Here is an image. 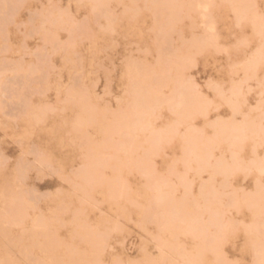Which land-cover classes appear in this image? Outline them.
<instances>
[{
	"label": "rangeland",
	"instance_id": "rangeland-1",
	"mask_svg": "<svg viewBox=\"0 0 264 264\" xmlns=\"http://www.w3.org/2000/svg\"><path fill=\"white\" fill-rule=\"evenodd\" d=\"M163 1L0 0V264H39L47 238L57 243L58 264L71 260L74 248L92 262L94 238L105 243L101 264L137 262L143 249L157 260L159 238L174 237L153 216L154 184L166 183L192 217L197 203H212L202 184L228 194L254 191L255 172L213 176L184 159L189 141L216 143L221 125H264V0H245V18L228 0L206 13L194 5L206 0H178L175 11ZM208 18L216 31L207 30ZM138 83L162 85L166 100L184 91L195 109L181 118L169 104L159 106L151 120L166 137L153 155L150 130L137 133L132 155L117 149L124 138L114 129L133 113ZM251 155L248 141L241 157L249 162ZM222 158L231 161L226 142L216 144L212 163ZM86 164L93 177H82ZM227 219L235 222L224 244L228 261L254 264L255 235L246 228L255 218L242 208ZM174 234L180 245L195 246L192 236Z\"/></svg>",
	"mask_w": 264,
	"mask_h": 264
},
{
	"label": "bare ground",
	"instance_id": "bare-ground-1",
	"mask_svg": "<svg viewBox=\"0 0 264 264\" xmlns=\"http://www.w3.org/2000/svg\"><path fill=\"white\" fill-rule=\"evenodd\" d=\"M215 1L216 0H206V2H197L194 5L196 6V8L201 9L202 12L206 13L207 11L210 10L211 7L214 6ZM244 1L245 0H228V2L230 3L229 5H231L233 7L234 13H238V17H241V18H245V16H247L248 9H249L248 7L240 9V6L244 3ZM176 2H179V1L178 0H164L162 6L164 7V9H167L170 11H173V10L175 11L176 7L174 8L173 4ZM180 9H181V7L178 6V10H180ZM239 10H241V12L243 11V13H241V15L239 14ZM225 14L226 13H224V15ZM203 16H204L203 17L204 19L207 18L206 14H203ZM251 18H252V16H251ZM221 19H223V18H221ZM204 23H205L208 31H210V32L216 31L215 30L216 29L215 24L211 19H209V18L206 19V21ZM254 25L259 30V32H260V29L264 27V24H263L261 26V28H259L260 24L256 20L254 21ZM241 38H242V36H241ZM243 38H245V37H243ZM224 45H225V42H224ZM230 48H232V47H230ZM258 60H260V58H258ZM168 71H169V69H168ZM128 77H131V75L130 76L128 75ZM131 81H133V80H131ZM133 84H134V81H133ZM139 84L140 83H138V85L135 84V85H137V87L135 88L136 90L134 91V104H133L134 105V107H133L134 111H133V113L126 116V117L124 116L125 118L123 117L124 119L122 120V123L117 124L115 126V129H114V131L116 133L120 134V136L122 135V137L124 138L123 142L121 143V145L117 149H118V151L124 152L125 155L126 154L132 155V152L134 151V148H135L134 147L135 137L137 136L138 132H143V131H148V130L151 131V140L150 141H151L152 150H153L151 153L152 155L155 153L157 147L161 144V142L165 139L166 135L156 131L153 127L154 124L151 120V118L154 117L156 110L159 108L160 105L163 106V104H169L171 106L170 108L175 110V112H177L181 118L190 117L193 114V111L195 110V109H193V110L191 109V106H192L191 101L192 100L189 98V96L184 91L179 90L173 98H171V99L168 98V100H166L163 98L162 93H161L162 88H163L162 85L157 84L155 86H151L147 90V89H144L143 87L139 86ZM193 88L196 92V95L194 97H199L197 87L195 85H193ZM186 91H187V88H186ZM188 91H190V90H188ZM237 93H239V92L237 91ZM232 109L234 110V108H232ZM79 118H80V119H78L79 126H81L82 124L84 126L85 119H83L81 117V115ZM27 122H28V120H27ZM32 124H33V122H32ZM87 124H88V121H87ZM26 128L27 127H25L24 130H27ZM29 128H33V127H31V123L28 125V133H29V131L33 130V129L29 130ZM84 130H86V129H84ZM215 131H216V129H215ZM23 133H26V132H23ZM28 133H26V134L28 135ZM20 135H22V134H19V136ZM30 135H32V133ZM23 136L25 137V135H23ZM217 136H218L217 142L216 143L214 142V143H211L208 145L203 140L189 141L188 147L186 148V152H185V155H186V157L184 159L185 165L190 168L192 163L196 162L199 165L200 173L203 171H207L208 169H211L213 171V176H214V174H221V175L223 174V176H225V175L231 176V175H236L238 173H243V174L247 175V174H250L252 172H255L257 174V177L255 178V183H254L255 189H254V191L253 192H250V191L246 192L244 189L234 188L232 190V192H230L228 194L225 191H217L214 188V186H209L208 184H202L200 186V193H201L202 197H204L206 199V202L207 201L209 202L210 200L208 197L210 196L212 203H210V205H208V206H204V208H201L200 205L197 203L198 214H196L194 217H192L190 215L188 209L183 204H179L175 201V199L172 196L173 192H172V194L169 193L170 191L168 193L165 192V189L168 187V185L166 183L161 182V183L154 184L153 187L157 191V194L154 198L155 212H154L153 216L159 221V226L161 227L162 231L170 232L171 236L174 237V240L169 241V240H166L164 238H159L157 247L159 249L160 256H159V259H157V260L153 259L152 256L149 255L150 253L148 254L147 251L145 249H143L142 253L140 255L141 259L139 261L137 260V262H130V261L129 262H126V261L123 262L124 260L118 261V260L114 259L115 264H172L173 262L170 260L171 257L179 258L181 260V264H230V262L228 261V259L226 257L225 251H224V244H225V241L227 239L228 233L235 228V222L228 220L227 214L231 210L240 211L242 208H246V210H249L252 213V217L255 218L254 224L252 226L246 228L247 234L255 235V240L250 244V248L254 254V264H264V185L261 181V176L264 175V153L261 154L259 152V147L262 144H264V125H261V124L255 125V124H249V123L242 124V125H238V124L237 125L236 124L221 125V126H219V131H218ZM248 141L252 142V155H251L252 158H250L249 162H246V160H244L241 157V151H242L245 143ZM221 142H226L229 146L230 159H231L230 163H227L226 162L227 160L224 161L223 160L224 158L216 161L215 163H212V158L214 157L215 146H216V144L221 143ZM137 145H136V147H138ZM206 145H207V147H205V149L203 150L202 146H206ZM181 153H182V151H181ZM146 155L148 156L149 153H147ZM148 160H149V158H148ZM130 161H132V160H130ZM126 162H127V160H126ZM141 166H142V164H141ZM128 169H129V167H128ZM118 172H119V170H118ZM144 173H143V176H147V178H148V175H150L149 172L145 171ZM81 175L83 178H85L87 176L93 177V175H94L93 167L91 168L90 164H86L84 166L83 170L81 171ZM183 181H184V179L182 178V182ZM92 182H93V180H92ZM186 185L187 184H185V186ZM191 187H192V184L190 185V188ZM104 188L105 187H102L101 189H104ZM170 189L172 191L174 190V188H170ZM187 190H189V189H187ZM145 196H147V194ZM121 197H122V194H121ZM104 198H106V197H104ZM14 200H13V202H14ZM106 200L109 201V199H106ZM142 200H145V199H142ZM185 200H187V198ZM110 201H111V199H110ZM18 204H20V203L18 202ZM144 207H146V206H144ZM19 210L22 211L21 208ZM142 210L143 209H141V211ZM138 215H139V213H138ZM205 215H208L207 220L204 219ZM36 228L38 229L37 226H36ZM85 228H86V226H85ZM175 232H177L180 236L181 235L192 236L196 240L195 246L189 248L188 245H184V246L180 245V243L177 240V236L174 234ZM84 239H86V238H84ZM87 239H86V241H87ZM94 241H95L94 247H96V255H95V258L92 262L89 261V257L87 255H85V253H83L79 249L74 248V250L71 251V254H72V257H70L71 260L68 259L67 261H65V264H101L102 258H103L102 257L103 256V247H104L105 243L99 238H94L93 242ZM227 242H229V241H227ZM56 244L57 243L55 241L53 242V239L49 240L47 238L45 240V242L41 246L42 256H41L39 264H58L59 263ZM66 252H67V250H66ZM86 252H88V251H86ZM93 255H94V253H93ZM154 258H156V257H154ZM28 259H29V257H28Z\"/></svg>",
	"mask_w": 264,
	"mask_h": 264
}]
</instances>
